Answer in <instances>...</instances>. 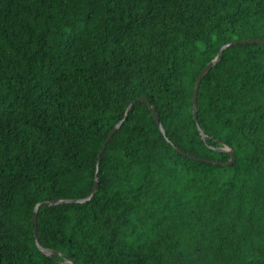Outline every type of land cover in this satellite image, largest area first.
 <instances>
[{
	"label": "trees",
	"instance_id": "16d2710c",
	"mask_svg": "<svg viewBox=\"0 0 264 264\" xmlns=\"http://www.w3.org/2000/svg\"><path fill=\"white\" fill-rule=\"evenodd\" d=\"M246 38L264 0H0V264H264V44L203 76L205 140L192 113ZM122 118L94 195L40 206L45 255L34 205L89 195Z\"/></svg>",
	"mask_w": 264,
	"mask_h": 264
},
{
	"label": "water",
	"instance_id": "95a60500",
	"mask_svg": "<svg viewBox=\"0 0 264 264\" xmlns=\"http://www.w3.org/2000/svg\"><path fill=\"white\" fill-rule=\"evenodd\" d=\"M235 43H260V44H264V38H246V39H235L232 40L230 42H227L225 44H223L219 50L217 51L216 55L214 56L213 59H211L200 71L199 74L197 76V79L195 81L193 90H192V113H193V117L195 119L196 125H197V129L202 137L203 140H205L206 138V134L203 131V129L201 128L199 121H198V115H197V91H198V87L199 84L203 78V76L205 75V73L210 70L215 64L216 62H218L221 58L222 52L224 49H226L228 46L235 44ZM137 100H143L146 101L149 109L152 113V116L154 117L159 129L161 130L162 134L164 135V137L166 138V140H169L166 136L164 127L162 125V123L159 120V116L156 112V109L154 108V106L151 105V102L148 100V98H146L145 96H140L137 98ZM134 103V101H131L124 112V115L126 116L127 113L129 112L130 108L132 107V104ZM124 118H122L120 121H118L112 128V130L109 132V134L107 135V138L105 139V141L103 142L101 148L98 151L97 154V161H96V170H95V177H94V181H93V186L92 189L89 193V195L82 197V198H57V199H52V200H43V201H39L34 205L33 208V212H32V221L34 224L33 227V234H34V240L36 243V246L38 247V249L43 252L45 255L54 258V254H57L58 251L44 247L38 240V236H37V227H36V221H37V215H38V210L40 208L41 205H47V206H51V205H57V204H61V203H83L86 202L87 200H89L95 193L97 185H98V177H97V173L99 170V165H100V160H101V154L107 144V142L109 141V139L112 137V135L116 132V130L120 127V125L123 123ZM171 142V141H170ZM171 144L173 146L174 143L171 142ZM176 149H178L177 146H175ZM214 149L218 150V151H225L229 154V159L227 161H217L214 159H203L200 157H196L193 155H188L189 157L196 159V160H204L206 162H210L213 164H222L224 166L230 164L233 162L234 160V153H233V149L225 144H222V146L219 147H213ZM183 154H186L184 151H181ZM59 263L61 264H76L72 259L69 258H63L62 260H57Z\"/></svg>",
	"mask_w": 264,
	"mask_h": 264
}]
</instances>
